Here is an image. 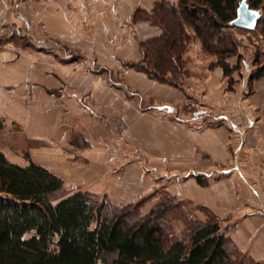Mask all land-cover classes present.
<instances>
[{
	"label": "crops",
	"instance_id": "1",
	"mask_svg": "<svg viewBox=\"0 0 264 264\" xmlns=\"http://www.w3.org/2000/svg\"><path fill=\"white\" fill-rule=\"evenodd\" d=\"M155 1L0 0V117L12 141L67 188L125 205L164 184L177 198L210 208L219 223H236L228 234L237 248L263 261L264 187L241 182L222 191L221 183L206 188L191 177L206 175L191 165L208 163L209 149H217L211 159L220 161L225 148L218 122L225 79L220 66L209 67L214 56L186 26L192 38L180 88L131 66L141 57L140 42L161 32L147 20H133V13ZM15 31L20 39L11 37ZM253 86L252 99L242 103L245 115L235 109L237 95L229 94L226 118L236 126L240 117L260 116L251 131L262 134L255 130L250 141L261 151L264 182V68ZM190 101H196V116ZM206 109L218 116L207 119L214 126L201 122ZM125 133L138 150L119 160L116 140Z\"/></svg>",
	"mask_w": 264,
	"mask_h": 264
},
{
	"label": "trees",
	"instance_id": "2",
	"mask_svg": "<svg viewBox=\"0 0 264 264\" xmlns=\"http://www.w3.org/2000/svg\"><path fill=\"white\" fill-rule=\"evenodd\" d=\"M246 2L260 12L254 29L230 24L240 0H178L176 5L157 0L149 10L136 9L133 20H147L161 32L140 42L141 57L131 66L180 88L192 38L186 26H191L203 52L214 56L209 67H221L230 89L237 63L227 58L240 54L229 30H255L264 39V0ZM11 37L21 35L15 31ZM262 71L251 73L249 81ZM24 157L28 163L20 165L0 149V264H264L238 249L204 205L198 207L205 219L190 218L189 201L167 191L143 213L141 201L117 205L105 195L69 189L60 176L27 153ZM173 217L184 223L181 236L173 231Z\"/></svg>",
	"mask_w": 264,
	"mask_h": 264
},
{
	"label": "rangeland",
	"instance_id": "3",
	"mask_svg": "<svg viewBox=\"0 0 264 264\" xmlns=\"http://www.w3.org/2000/svg\"><path fill=\"white\" fill-rule=\"evenodd\" d=\"M229 31H231L233 39L236 42L237 53L240 54V58L237 59L236 55H232L227 58L229 62L237 63V70L233 71L232 73L233 82L230 86V89L228 88V77L223 76V78L225 79V87L223 90L226 94L227 99H224L223 101V111L221 113V117L223 119H220L218 122L224 130L223 143L225 148L222 149L220 153L222 155L220 161H215L213 160L214 158L211 159L212 155L214 156V151L217 149L212 147L211 149H209V151H211L210 153L207 150L210 154V157L206 158V160L209 161L208 163H199L191 165L194 168H197V170L204 171L206 175L200 173L191 177H193L195 180L196 178H199L200 182L202 183H199L196 180L197 183L206 188H209V186L211 187L216 183H221L222 191H227L228 188L232 186L231 183L236 186L238 185V183L241 182L243 184H246V186L248 185V187L252 189L258 187L263 188V164L260 161V154L258 152L260 150L254 147L250 141L253 138V135L255 134V130H257L258 133L262 134L260 131H258V128L256 127L254 131H251V128H253L257 125V123L260 122V116H258V118L256 119L249 118L248 122L246 121L245 116L243 117V119L240 117L238 119L239 123H237L235 126V124L230 123L228 118H226V115L228 116V114L230 113V109L232 108V105H230L229 94L237 95L235 97L238 98V105L235 107V109H237L240 113H244L245 115L246 106H242L245 105L242 103H245L244 101L246 100H248L249 102V99L254 94L253 82L256 80L254 79L252 81H249V76L257 69L264 68V39L262 38L261 34L255 30L247 31L241 28H232ZM245 66H249V73H247ZM251 102L252 101H250V103ZM261 103H264V101H259V110H264V107L261 106ZM189 105L191 111L194 112V116H196V110L198 109L196 101H190ZM209 105L210 106H207V108L211 109L213 106L211 104ZM211 110L213 111V109ZM232 111H235L234 108ZM211 112L207 111L206 114L203 116L204 119L200 120L201 122L207 124H209L210 122V124L214 126L213 120L215 119V117L217 119L218 116L212 117L214 112ZM236 116L238 118V115L235 114V117ZM211 118L214 119L211 121L207 120ZM0 119L2 121V127L0 128V149L3 151L5 156L11 160H24V153L27 152H25V150L20 145H17V143L15 144V142L12 141L15 140V137L12 138L10 136L11 134L7 132V127L3 124V119L1 117ZM247 125L249 126L248 128L250 131L246 130ZM119 138H123L122 140H125L126 138L127 142L125 141L123 144L120 143V145H116L117 150L115 152L117 159L120 160L123 158H127L128 156L134 155L137 152L138 149L133 144L134 138L131 136L130 133H125L122 136H119ZM167 191L168 190L165 188L164 184H160L149 194L135 200L134 202H131L130 204H134L137 201H141V205L139 208L143 213H145L159 198L164 196ZM186 200L189 201L185 203V209L188 212V216L190 218L196 217L201 220L205 219L206 214L203 209L198 207L199 203H195L189 199ZM217 221L219 223L218 219ZM235 224L236 223H219L223 233L228 236V233L230 232L231 228L235 226ZM171 225L174 233L177 236H181L184 233L185 227L184 223H182L181 218L173 217L171 219ZM30 234L31 233H26L24 234V237H28L30 236Z\"/></svg>",
	"mask_w": 264,
	"mask_h": 264
},
{
	"label": "water",
	"instance_id": "4",
	"mask_svg": "<svg viewBox=\"0 0 264 264\" xmlns=\"http://www.w3.org/2000/svg\"><path fill=\"white\" fill-rule=\"evenodd\" d=\"M260 12L249 8L246 0H240L236 10V17L230 21L231 25L246 29H254Z\"/></svg>",
	"mask_w": 264,
	"mask_h": 264
},
{
	"label": "built area",
	"instance_id": "5",
	"mask_svg": "<svg viewBox=\"0 0 264 264\" xmlns=\"http://www.w3.org/2000/svg\"><path fill=\"white\" fill-rule=\"evenodd\" d=\"M124 138V137H123ZM123 138H118L117 140H116V145H120V143H124L125 141L127 142V139L125 138V140H122ZM117 150V149H116Z\"/></svg>",
	"mask_w": 264,
	"mask_h": 264
}]
</instances>
